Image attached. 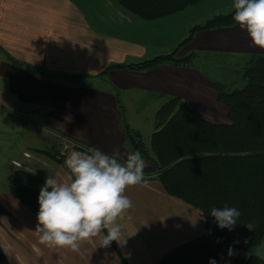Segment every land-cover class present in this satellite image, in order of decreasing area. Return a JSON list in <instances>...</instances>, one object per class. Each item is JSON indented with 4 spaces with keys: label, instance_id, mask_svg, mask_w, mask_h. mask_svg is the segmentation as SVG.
Returning <instances> with one entry per match:
<instances>
[{
    "label": "crops",
    "instance_id": "obj_1",
    "mask_svg": "<svg viewBox=\"0 0 264 264\" xmlns=\"http://www.w3.org/2000/svg\"><path fill=\"white\" fill-rule=\"evenodd\" d=\"M183 10L144 19L118 0H0V107L37 115L42 122L35 123L49 128L53 143L67 137L71 144L56 151L65 159L81 151L72 139L109 154L114 149L129 152L124 123L141 129L145 109L133 105L148 102V96L156 105L154 115L178 96L202 118L229 122L228 107L218 100L219 83L192 63H165L143 71L108 69L172 52L194 26L172 21ZM210 52L249 63L264 49L252 46L236 24L197 31L177 55ZM40 149L26 146L20 157H12L13 174L24 168L45 179L62 176L66 169ZM145 161L146 183L126 190L134 207L123 222L121 242L126 243L114 241L116 248L112 243L100 247L97 238L81 241L79 252L39 244L34 232L24 231L35 230L37 215L5 191L0 199L10 214L0 219V242L11 264H156L175 246L202 235L203 212L170 195L156 178V165Z\"/></svg>",
    "mask_w": 264,
    "mask_h": 264
},
{
    "label": "trees",
    "instance_id": "obj_2",
    "mask_svg": "<svg viewBox=\"0 0 264 264\" xmlns=\"http://www.w3.org/2000/svg\"><path fill=\"white\" fill-rule=\"evenodd\" d=\"M118 1L144 19H157L202 0ZM233 14V10L216 14L205 23L194 25L170 53L112 64L108 69L143 71L165 63L190 65L194 54L179 57L178 50L191 42L199 30L236 25ZM244 78L243 88L228 91L224 84L218 85V100L228 107L227 123L202 118L178 96L171 97L157 110L149 146L140 130L124 123L130 151L138 149L145 160L156 165V178L170 195L197 207L205 216L202 235L175 246L156 264H209L210 259L215 260V264H264V257L238 255L264 239V54L251 56ZM119 107L124 114L125 108ZM72 140L81 151L92 148ZM40 151L63 165L65 157L56 151ZM45 181L27 169L17 168L9 179L8 190L37 215L39 191ZM224 206L240 210L241 215L232 230L220 229L210 215L213 207ZM8 214L0 199V219ZM249 223L255 225L253 230L247 228ZM112 244L116 248L114 241ZM0 264H11L1 242Z\"/></svg>",
    "mask_w": 264,
    "mask_h": 264
},
{
    "label": "clouds",
    "instance_id": "obj_3",
    "mask_svg": "<svg viewBox=\"0 0 264 264\" xmlns=\"http://www.w3.org/2000/svg\"><path fill=\"white\" fill-rule=\"evenodd\" d=\"M232 9L233 21L247 32L252 46L264 49V0H233ZM48 130L44 127L43 134ZM62 167L66 169L62 176H48L40 188L35 230L24 231L34 232L41 245L72 252H79L81 241L93 238L99 240L100 247L113 241L126 243V239L121 242L123 222L134 207L126 190L146 183V161L141 152L125 154L114 149L109 154L92 147L72 151ZM210 215L220 229L232 230L241 213L236 207L224 206L213 207ZM246 226L249 230L255 227L252 223ZM209 264L215 260L210 259Z\"/></svg>",
    "mask_w": 264,
    "mask_h": 264
},
{
    "label": "rangeland",
    "instance_id": "obj_4",
    "mask_svg": "<svg viewBox=\"0 0 264 264\" xmlns=\"http://www.w3.org/2000/svg\"><path fill=\"white\" fill-rule=\"evenodd\" d=\"M233 0H202L196 4L189 5L183 12L179 13L176 18H172L175 24L189 22L190 24H203L209 18L216 14H224L232 11ZM164 53V51H161ZM167 54V53H166ZM192 64L203 69L214 82L224 84L226 90L231 91L235 88H243L246 85L244 71L249 63H246L243 58H227L221 53H203L194 56ZM92 84L96 86H104V83L99 80H93ZM109 87V85H105ZM146 103H137L133 107L138 111L145 109V113L140 116V131L142 138L149 146L151 143L152 131L155 130V115L154 110L156 105L151 103L152 98H145ZM15 108V107H14ZM16 109V108H15ZM17 110V109H16ZM20 116H15L14 113L0 107V196L8 190L9 179L13 175L12 157H20L22 149L26 146L37 145L38 147L60 151L61 144H71L67 137L63 140H51V136L43 134L39 117L34 113L17 110ZM33 114V115H32ZM59 141V144L57 143ZM9 238V237H8ZM11 247V244H10ZM18 251V250H17ZM247 254H255L264 257V239L254 248L238 252L239 256Z\"/></svg>",
    "mask_w": 264,
    "mask_h": 264
}]
</instances>
